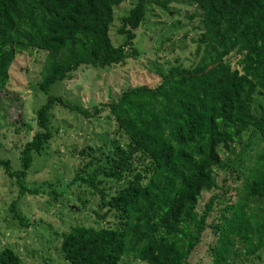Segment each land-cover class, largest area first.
<instances>
[{
  "label": "trees",
  "instance_id": "16d2710c",
  "mask_svg": "<svg viewBox=\"0 0 264 264\" xmlns=\"http://www.w3.org/2000/svg\"><path fill=\"white\" fill-rule=\"evenodd\" d=\"M121 1L0 0V89L17 53L46 52L37 83L45 99L35 110L36 129L19 150L17 169L7 159L0 164L20 193L29 190L22 178L53 135L52 106L84 118L106 111L115 126L109 146L76 151L82 161L69 184L98 194L97 206L104 208L99 216L111 221L74 224L63 232L58 249L65 263L119 264L130 256L145 264H187L208 224L215 237L209 264H236L240 258L264 264V146L233 200L215 207L227 198L222 189L198 209L201 192L217 188L214 170H231L217 146L229 150L247 129L264 141V0H186L200 9L195 61L169 66L153 86L135 84L110 102L84 106L49 94L53 82L80 65L122 63L131 54L145 3H167L135 0L120 17L124 39L114 45L107 31L112 7ZM14 217L22 219L15 212ZM20 263L16 251L0 249V264Z\"/></svg>",
  "mask_w": 264,
  "mask_h": 264
},
{
  "label": "rangeland",
  "instance_id": "374dc122",
  "mask_svg": "<svg viewBox=\"0 0 264 264\" xmlns=\"http://www.w3.org/2000/svg\"><path fill=\"white\" fill-rule=\"evenodd\" d=\"M162 1V0H161ZM135 0H122L112 7V22L107 34L112 44L124 39L120 34V17ZM165 7L150 1L145 3V14L128 51V57L117 65L83 66L71 71L62 80L53 82L49 94L82 106L90 102H110L129 86H153L159 72L172 65L188 67L195 61V40L202 31L200 9L186 0H166ZM45 51L17 53L9 66L6 85L0 89V160H8L11 170L18 168L19 150L36 129L35 110L44 102L45 95L37 88ZM52 137L41 153L34 155L22 178L29 190L19 192L14 177L0 164V249L9 247L20 257V264H67L58 246L60 237L71 225H106L109 217L100 218L104 208H98V194L84 186L69 184L81 165L75 155L86 145L107 148L115 129L112 117L103 111L98 118H84L77 112L55 104L48 112ZM264 141L247 129L225 150L217 146L220 158L231 168L214 170L217 188L200 194L198 209L211 193H221L215 207L234 199L240 178L254 168ZM225 177L224 184L221 179ZM218 207V208H219ZM98 212V215L94 211ZM14 212L22 219L14 217ZM217 214V213H216ZM212 213L207 222L213 218ZM215 237L207 224L200 241L189 254L187 264H209V246ZM264 252V251H263ZM119 264H145L130 256ZM236 264H260L254 259L237 260Z\"/></svg>",
  "mask_w": 264,
  "mask_h": 264
}]
</instances>
